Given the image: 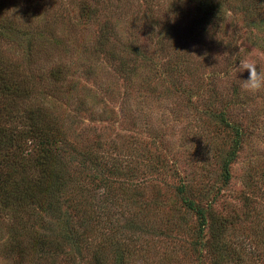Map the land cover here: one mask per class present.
Returning <instances> with one entry per match:
<instances>
[{
    "label": "rangeland",
    "instance_id": "374dc122",
    "mask_svg": "<svg viewBox=\"0 0 264 264\" xmlns=\"http://www.w3.org/2000/svg\"><path fill=\"white\" fill-rule=\"evenodd\" d=\"M234 5L205 18L189 0H0L22 29L0 52L34 102L118 169L89 192L112 217L86 220L88 250L46 212L0 208V264H93L100 247L117 264L108 220L145 250L127 245L123 264H214L215 226L223 264H264V90L235 71L245 56L264 68V19Z\"/></svg>",
    "mask_w": 264,
    "mask_h": 264
},
{
    "label": "trees",
    "instance_id": "16d2710c",
    "mask_svg": "<svg viewBox=\"0 0 264 264\" xmlns=\"http://www.w3.org/2000/svg\"><path fill=\"white\" fill-rule=\"evenodd\" d=\"M189 1L205 18H220L227 5L235 4L234 7H240L249 16L264 19V0ZM20 30L14 19L0 16V40L10 38L17 42L21 40ZM1 53L0 208L17 212L28 207L46 212L68 227L70 239H79L81 247L88 250L87 242L94 231L83 227L86 220L94 219L99 225L103 213L112 217L110 211L101 209V205H107L104 203L107 198L98 197L96 204L89 194L100 187L105 194L110 191L112 172L118 174V169L112 171V153L104 160L106 158L99 157L93 149L80 150L72 145L58 120L45 106L34 102L36 90L29 83V77L20 75L16 64ZM188 204L199 206L192 202ZM73 222H78L84 231H74ZM105 225L106 230L100 231V237H104L103 244H114L119 257L117 264L124 263L127 245L130 247L131 244L139 252L145 251L143 246L141 250L136 235L121 231L122 227L112 226L109 220ZM212 230L217 253L214 264H223L229 259L228 245L220 227L215 226ZM119 234L123 237H118ZM100 249L88 254L93 264H106Z\"/></svg>",
    "mask_w": 264,
    "mask_h": 264
},
{
    "label": "clouds",
    "instance_id": "9594fccd",
    "mask_svg": "<svg viewBox=\"0 0 264 264\" xmlns=\"http://www.w3.org/2000/svg\"><path fill=\"white\" fill-rule=\"evenodd\" d=\"M236 73L248 72V78L240 80L242 91L249 94H256L264 90V68H259L256 61L250 56H245L238 60V66L235 68Z\"/></svg>",
    "mask_w": 264,
    "mask_h": 264
}]
</instances>
